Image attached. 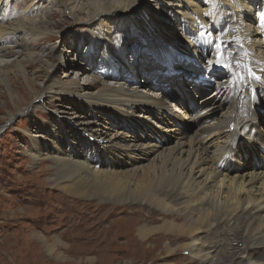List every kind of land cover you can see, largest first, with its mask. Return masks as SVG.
Instances as JSON below:
<instances>
[{"label":"bare ground","instance_id":"1","mask_svg":"<svg viewBox=\"0 0 264 264\" xmlns=\"http://www.w3.org/2000/svg\"><path fill=\"white\" fill-rule=\"evenodd\" d=\"M23 1L25 7L18 16L5 18L0 13V99H3L2 96L5 93L3 89H5L11 101L10 106L8 102L4 101V103L8 109L12 110L3 123L0 118V131L6 123L10 127L18 115L32 112L35 103L51 104L50 101L53 99L61 100L62 106L65 102L70 103L72 112L67 111L66 107L54 110V118L66 133L64 136L56 135L55 129L45 130L46 134L27 133L33 144V150L29 155L33 166L45 160H52L55 162V170L47 172L48 184L41 181L44 170L32 172L25 177L21 176L17 182L20 187L17 188H19L21 199H24L21 200L13 195L7 199V202L0 203V214L6 213L8 207L14 204V209L9 212L11 217L9 220L15 229L12 233H8L10 235L7 234L5 241L13 238V241L20 244L24 241L31 243L33 240H39L48 252L53 251L54 246L48 244L47 238L35 232V229L39 228L43 217L46 218L44 223H57V220L63 217L61 213L64 206L76 204V202L70 204L65 193L84 198L109 196V200L123 202L131 197L130 194L134 196L131 198L137 199L151 191L150 185L144 187L145 184H134L133 180L125 178L127 175L120 176L119 171L117 173V171L111 172L100 168L97 166L100 164V158L91 160V158L83 157L77 139L85 143L94 140L98 146L101 144L102 147H106L104 142H110L112 138L107 140L109 129L100 123L82 120L74 126L70 125L71 121L80 118V115L76 114L79 102H85L92 108L109 111L114 121L118 119L119 122L116 123L130 131L134 129L133 125L125 119L131 111L126 110L125 107L134 110L144 109L150 116L158 117L155 114H160L161 120L156 126L162 130L160 134H154L153 137L161 147L173 140L170 134L172 132H178L183 139L188 138L191 143L188 151L180 149V152L176 153L175 149L166 147L164 153L161 152L159 155L160 162L164 166L170 163L171 159H175L172 167L178 170L176 177L188 169V177L181 180V190L188 193L187 187L194 185L196 190H202L205 196L213 198L216 207H221V216H218L224 219L220 220L234 222L236 219L239 220L240 214L243 213L255 217L256 220L258 214L264 210V129L259 130V124L264 125V0L224 2V14L233 13L235 23L237 22L235 33L228 32L222 26V21L212 14L213 8L210 4L198 0ZM39 7L40 12L37 11ZM164 7L172 15L165 13ZM55 9L71 17L75 24L86 26L89 34L94 36L90 38L95 39L96 43L104 41L103 48L106 52L104 54L113 63L112 67L115 69L119 61L124 62L123 65L136 82L142 72H137L133 64L122 60L123 53L127 51L120 44L124 34L129 37L135 30L152 50L155 48L158 52L167 50L165 47L171 45L173 40L186 35V45L190 48L192 56L186 61L184 68L175 62L181 59L178 56L174 58V62L164 58L166 63L158 71V74L164 77L162 79L158 76L152 77L146 85L139 87L126 88L124 85L109 84L98 78L100 74H96V78L90 80L88 75L94 70L90 69L93 60L87 64L85 60H80L81 57H76L75 47L72 44L73 37H69L63 30L65 28L56 30L60 27V23L52 20ZM21 32L24 33L22 37L19 36ZM60 36L70 41L68 47L62 52V55L69 56L67 66L71 68L70 74L66 73L64 77L67 78L58 80L54 86L46 85L58 69L65 66L61 56L54 52V49L57 50L58 41L55 39H59ZM45 42L51 43L44 52L51 50L43 57L32 51L33 48ZM7 57L12 59H4ZM40 62L43 64L40 65L39 70L44 68L42 70L45 73L44 76L32 73L35 77H30L27 74L28 68L33 69L35 64L38 65ZM145 67L142 70L149 72ZM8 68L10 70L6 71L5 69ZM115 76L122 77L125 80L124 84L130 83L128 76L120 72ZM22 77L28 81V84L24 83L26 87L22 85V89H18L17 85ZM82 77L85 78L81 83ZM36 78L45 79L46 82L36 83ZM210 78L211 81H209ZM189 86H195L196 93L199 95H203L210 89L213 90L202 96L199 105L191 98ZM92 88H95L96 92L84 91L92 90ZM166 96H171L173 101L166 99ZM182 102L186 103L185 107L180 106ZM226 104L227 110L224 111ZM202 121L207 123L193 130ZM121 122L124 124L121 125ZM92 124H96V127ZM234 127L235 130L231 131ZM123 134L124 138H127L126 133L119 134V131L115 137L121 138ZM203 144L208 148L215 147L214 152L208 155L209 153L199 149ZM45 145L51 148L47 149ZM153 151L151 149L146 156ZM251 153L253 158L258 160L257 166L262 170L258 171L248 164L239 167L234 163L238 159L236 154L247 158ZM222 170L236 174L229 177ZM50 184L51 191L57 188L65 193L59 192L53 199L44 202L42 196L48 191ZM5 189L9 191L11 187ZM12 189L15 187L13 186ZM24 200L27 203H23ZM262 222V226L260 225L257 231L254 229L256 232L252 234L256 240H262L260 247L264 246V219ZM188 229L187 232L184 231V234L188 233ZM140 232L143 235L141 228ZM210 243L206 244L205 241L193 238L187 249L191 256L202 258V264H206L212 258V249L216 246ZM255 246L254 243L245 248L248 250ZM231 249L233 250L234 247ZM246 250L243 262L258 264L253 259L252 252L247 253ZM170 251L168 249V252ZM235 252L228 251L227 256L228 253L231 255ZM225 260L223 256L218 264H225ZM231 260L229 264L233 262Z\"/></svg>","mask_w":264,"mask_h":264},{"label":"rangeland","instance_id":"2","mask_svg":"<svg viewBox=\"0 0 264 264\" xmlns=\"http://www.w3.org/2000/svg\"><path fill=\"white\" fill-rule=\"evenodd\" d=\"M198 1L210 4L213 8L212 14H215L216 17L222 21V26L230 33L236 32L237 22L235 23V18H233L234 14H224V2L232 0ZM39 4H42V2H39ZM0 6L3 7H0V13L5 18L18 16L25 7L23 0H0ZM164 9H166L165 13L171 14L166 7H164ZM37 11L40 12V7ZM52 20L60 23V27L56 28V30L65 28L63 30L68 33L69 37H73L72 44L75 47L74 54L77 58L81 57L80 60H85L87 64H90L89 62L93 60L92 68L90 69L94 70H89L91 72H89L90 74L88 75L90 80L96 78V74H100L98 78L109 84L112 83L117 86L124 85L126 88L139 87L146 85V82L152 77L158 76L161 77V79L164 77L163 75L160 76L158 71L162 65L166 63L165 59L174 62V58L178 56L181 59L175 62H177L181 68H184L186 61L190 60L192 56L190 48L186 45L187 36L183 34V38L175 39L171 45L165 47L169 52L167 50H160V52H158L155 48L152 50L147 42L136 33L135 30L129 37L124 34L120 40L121 42L119 41L121 46H123L122 48L127 49L122 55V60H126L129 64H133L137 72H142L139 80H137L138 82H136L134 78L132 79L129 71L123 65L124 62L119 61L115 69L112 67L113 63L110 62L108 57L104 54L106 53L103 48L104 41L96 43L95 39H91L90 36H94L89 34V30L86 26L75 24L76 22H74L71 17L63 15L58 9L54 10ZM99 21L101 22V20ZM201 27L203 28L202 24ZM23 35L24 33H19L20 37ZM55 40L58 41L56 46L57 50L54 49V52H57V54L61 56V60L63 59L65 66H61L47 82L46 85L52 86L60 79L65 80L67 78L64 77L65 74H70L71 70V68L67 66L69 63L67 58H69V56H66V54L62 55V52H64V49H66L70 43L69 39H63L60 36L59 39L57 38ZM50 43L51 42H45L41 46L33 48L32 51L35 54L39 53V55L43 57L46 52L51 50L48 48L49 50L44 52V50L47 49L46 47L50 46ZM4 59L11 60L12 57ZM181 61H183V63H181ZM197 62L199 63L200 61ZM42 64L43 62H40L38 65L35 64L33 69L28 68L27 74L30 77H35L32 73H36V75L43 77L45 73L42 70H44V68L39 70ZM144 67L145 69L147 68L146 70L149 72L143 71L142 69ZM5 70L9 71L10 69L8 68ZM119 72L126 77L128 76L130 80L128 85L123 83L125 80L122 77L118 78L115 76ZM40 78H36L35 82L39 84L46 82L45 79ZM84 78L85 77H82L81 83ZM19 81L17 85L18 89H22V85L26 87L24 83L28 84V81L23 77L19 79ZM188 85L189 84H187V86ZM188 89L190 94H193L194 98L192 95L191 98L197 101L199 105V100L202 96L213 90L210 89L203 95H199V93H196L197 90L195 86H189ZM3 90L5 93H3V99H0V118L2 119V123L4 120H7L9 112L12 111L8 109L4 103V101H6V103L8 102L7 104H9L11 100L5 89ZM86 90L88 93L96 92L95 88H92V90L85 89L84 91L86 92ZM259 94L261 95V93ZM165 98L173 101L171 96H166ZM50 102L51 104H47L46 102L35 103L32 112L18 115L10 127L8 123H6L4 128L0 131V203L7 202V199L13 195L21 199L19 188H17L20 187L17 182L21 179V176L25 177L32 172L44 170L41 181H45L44 183L48 184L46 181L48 175L46 174L47 172L50 173L55 170V162L52 160H45L33 166L32 158L29 156L33 150V144L31 138L27 134H46L45 130L50 129H55L57 132L56 135L59 134L60 136H64L66 134L62 128L59 127L53 113L55 109H62V107H66L65 109L67 111L72 112L71 105L65 102V105L62 106L61 100L56 99ZM186 102L189 103L188 100H186ZM180 106L185 107L186 103L182 102ZM227 106L226 104L224 111L227 110ZM39 109L42 110L39 111ZM125 109L131 111L130 114H127L128 117L125 119L127 122L130 121L129 123L133 125L134 129L131 131L124 129L116 123L119 122L118 119L114 121L109 111L92 108V106H88L85 102H79L76 114L80 115V118L71 121L70 125L74 126L78 124L79 121L86 120L98 124L100 123L103 127L109 129V135H107L106 138L107 140L112 138V141L104 142L107 145L106 147H102L103 145L101 144L98 146V143L94 140H89L85 143L77 139L76 141H78L80 153H82L83 157L91 158V160L100 158V164L97 165L100 168L111 172H121L119 173V175L121 174L120 176L127 175L125 178L127 177L133 180L134 184H145L144 187L150 185L151 191L141 195L137 199L131 198L134 196L130 194L131 197L123 202L109 200V196L105 198H98L96 196L84 198L73 197L64 192L70 204L74 202H76V204H73L74 206H64V210L61 213L63 217L57 220V223H44L46 218L43 217L40 221L41 226L39 225V228L35 229V232L41 233L47 238L48 244L54 246V250L51 252H48L44 244H41L42 242L39 240H33L31 243L29 241H24L20 244L13 241V238H9L5 241L7 234L12 233L15 229L14 226H11V221L9 220V218H11L9 212L14 209V204H11L12 206L10 205L8 207L6 213L0 214V264H199V262L202 264L203 259L191 256L187 249V246L193 241V238L205 241L206 244L211 242L210 244L216 245L212 249V258L209 259V262H206V264H218L219 259H222L223 256L226 258L225 264H229L230 259L233 261L231 264H243V260H245L243 256L246 255L245 247L254 243L256 246L249 248L246 252H252L253 259L258 264H264V246L260 247V245H262V240H256L252 235L257 231L256 229L260 228V225L262 226L261 223H263L262 220L264 219V210L258 214L256 220L255 217H250L247 213L240 214L239 220L236 219L234 222L220 220L224 219L219 217L221 216V207H216V202L214 203L213 198L205 196L202 190H196L194 185H189V187H187L186 190L189 191L188 193L181 190V180L188 177V169H185L179 177H176L178 170L172 167L175 159H171L170 163H167L166 166L160 162L161 157H159V155H161L160 153L163 152L166 147L167 149H175L176 153H179L180 149L188 151L191 145L189 139H183L178 132H172L170 134L173 136V140L167 143L168 145L165 144L161 147L160 143L153 137L154 134H160V130H162L160 127L156 126L158 125L157 122L161 120L159 118L160 114H155L156 116L158 115V117H155L150 116L141 108L134 110L125 107ZM148 117L151 118V120ZM205 123L207 122H200L193 130L198 129L199 126ZM122 124L124 123L121 122V125ZM82 126L84 127L85 125ZM92 126L96 127V124H92ZM262 126L264 127L263 124H259V130L264 129ZM234 130L235 127L231 129V131ZM118 131L119 134L120 132L126 133L127 138H124V134L122 135L123 138L115 137ZM81 133L82 131L79 132V135ZM131 135H136L137 137H131ZM205 146L203 144L199 149L211 155L215 147L208 148ZM45 148L49 149L51 147L48 148L45 145ZM151 149L154 150L152 154L146 156ZM176 153L175 155H177ZM236 155L238 159L234 161V163L237 166L241 167L248 164V166L254 167L258 171L262 170L257 166L258 160L253 158V153L248 155L247 158H244L245 156L243 157V155ZM259 157L262 158V156ZM177 163L178 162H176V164ZM173 171H175V173H173ZM222 172H226L228 175H225L229 177L230 175L234 176L236 174L223 170ZM181 177L182 179H180ZM13 186L15 189H12ZM6 187H11V189L7 191L5 189ZM50 187H52L51 184L48 186V191L43 193L42 200L44 202L53 199L59 192L64 194L63 191H59L57 188H53L55 191H51ZM192 189L196 191H192ZM25 201L26 200H24L23 203H27ZM19 207H21V205ZM4 214L7 215L2 216ZM211 215L214 217L212 218ZM140 228L143 230V235H141ZM187 229L189 230L188 233L191 232L190 234H184V231L186 230L185 232H187ZM29 233L30 232H28V234ZM255 241H259L257 242L258 245ZM232 247H234L233 250L231 249ZM168 249L171 251L168 252ZM226 251L236 252L231 254L232 256L228 253L227 256Z\"/></svg>","mask_w":264,"mask_h":264},{"label":"snow or ice","instance_id":"3","mask_svg":"<svg viewBox=\"0 0 264 264\" xmlns=\"http://www.w3.org/2000/svg\"><path fill=\"white\" fill-rule=\"evenodd\" d=\"M220 55H222V53H220Z\"/></svg>","mask_w":264,"mask_h":264}]
</instances>
